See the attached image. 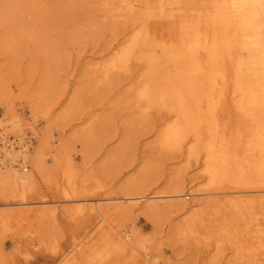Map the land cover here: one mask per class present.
Here are the masks:
<instances>
[{
    "label": "bare ground",
    "instance_id": "bare-ground-1",
    "mask_svg": "<svg viewBox=\"0 0 264 264\" xmlns=\"http://www.w3.org/2000/svg\"><path fill=\"white\" fill-rule=\"evenodd\" d=\"M34 3L33 10L39 4ZM5 4L4 14L19 8L13 0ZM102 5L119 17L131 16L134 24L126 40L88 62L101 72L96 82L140 63L139 110L168 113L159 132L162 148L183 152L187 147V159L202 166L206 187L187 184L173 194L144 189L89 197L85 191L94 176L87 173L86 162L77 164L74 151L76 141L88 137L75 131L66 138L67 124L60 126L75 102L51 112L41 132L37 125L49 105L31 104L27 124L10 101L0 98L5 107L0 115V219L11 211L93 217L91 237L74 242L57 264H161L160 256L142 251L135 234L120 227L114 215L139 208L158 214L209 208L214 218L221 217L219 254L224 242L232 241L240 259H257L259 251L264 256V214L256 210L264 207V0H105ZM47 160L53 161L51 169ZM35 171L63 193L61 200L33 198L39 187Z\"/></svg>",
    "mask_w": 264,
    "mask_h": 264
},
{
    "label": "rangeland",
    "instance_id": "rangeland-1",
    "mask_svg": "<svg viewBox=\"0 0 264 264\" xmlns=\"http://www.w3.org/2000/svg\"><path fill=\"white\" fill-rule=\"evenodd\" d=\"M13 1L19 5L16 13L4 14L6 0H0V98L10 101L27 124L32 121L31 104L49 105V113L37 125L41 132L51 112L59 113L75 102L60 126L67 124L66 138L75 131L88 137L76 141L74 151L77 164L86 162L87 173L94 176L85 191L89 197L144 189L173 194L187 184L193 189L206 187L202 166L187 159V147L183 152L162 148L159 132L168 113L139 110L135 87L141 64L134 63L127 72H112L107 82H96L101 72L87 66L127 39L134 24L131 16L119 17L109 6L103 8L105 0ZM3 105L0 115L5 112ZM45 166L51 169L53 161L47 160ZM35 172L39 187L33 198L47 195L61 200L63 193ZM256 210L264 214V207ZM212 212L202 208L195 213L158 214L139 208L114 218L135 234L142 251L147 248L159 255L161 264L264 262L261 251L257 259L238 258L232 241H225L219 254L216 230L221 217L214 218ZM94 223L91 216L73 220L63 212L53 218L48 211L38 217L11 211L0 219V264H57L74 242L91 237ZM31 230L37 234L33 238ZM207 236L212 237L206 241Z\"/></svg>",
    "mask_w": 264,
    "mask_h": 264
}]
</instances>
